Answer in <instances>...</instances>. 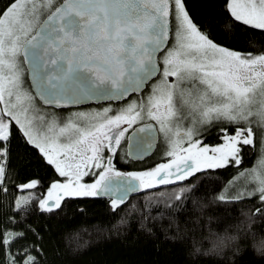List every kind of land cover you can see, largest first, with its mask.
<instances>
[{
	"label": "snow or ice",
	"instance_id": "snow-or-ice-1",
	"mask_svg": "<svg viewBox=\"0 0 264 264\" xmlns=\"http://www.w3.org/2000/svg\"><path fill=\"white\" fill-rule=\"evenodd\" d=\"M241 26L264 33V0H222L204 19L186 0H0V264H51L47 226L28 222L37 209L53 216L66 198L105 195L116 210L131 193L173 184L167 203L187 210L194 227L205 214L234 221L222 233L209 229L211 246L189 255L243 264L251 249L264 258V235L256 240L252 228L254 217L264 220V37L237 47ZM104 96L120 103L77 107ZM211 128L219 142L205 143ZM258 134L259 168L245 169L255 186L230 194L229 179L217 191L218 173L239 168ZM125 138L129 156L138 140L159 142L161 154L124 171L114 155ZM23 155L55 175L42 182L22 173L13 161ZM36 188L46 192L23 195ZM244 199L259 206L235 209Z\"/></svg>",
	"mask_w": 264,
	"mask_h": 264
},
{
	"label": "trees",
	"instance_id": "trees-1",
	"mask_svg": "<svg viewBox=\"0 0 264 264\" xmlns=\"http://www.w3.org/2000/svg\"><path fill=\"white\" fill-rule=\"evenodd\" d=\"M186 3L195 18L204 19L210 14L220 13L222 0H186ZM238 35L239 42L236 46L244 48L259 44L264 37V33L259 31L245 32L242 26ZM204 142H219L216 128L209 130ZM258 146L257 136L255 149L246 153L239 168L227 167L218 173L223 180L215 181L217 191L239 170L254 162ZM157 149L159 144L149 157L141 161L130 160L126 156L118 158L116 165L124 171L150 166L159 157ZM13 163L22 173L32 174L42 182L49 181L55 175L52 168L38 164L34 155L20 156ZM229 173L232 174L231 177ZM178 186L173 184L131 196L116 210L110 207L107 198H66L68 203L59 213L53 216L40 215L37 209L28 222L36 221L47 226L44 243L51 264H212L213 261L222 264V257L214 253L189 255V252L194 250L197 244L201 248H209L212 243L209 229L222 233L225 227L234 221H209L208 215L205 214L194 227L188 219L187 210L174 211L167 203L172 190ZM43 192H46V188H36L34 192L27 189L23 195H41ZM159 192L164 195H157ZM15 195L21 193L15 192L13 199ZM5 199L0 194V209L3 208L2 202ZM81 204L83 209L80 208ZM242 205L259 206L256 200L244 199L240 204L234 205V208L239 209ZM188 207H191V201ZM239 215L237 211L236 216ZM173 216L176 217L175 221L171 219ZM176 223L188 231L177 235ZM252 228L256 231V240H259L260 236L264 235V220L254 217ZM148 229L152 231L149 232ZM229 231H234V228H229ZM247 243L251 245L252 240L249 239ZM243 264H264V258L253 254L250 249L243 258Z\"/></svg>",
	"mask_w": 264,
	"mask_h": 264
},
{
	"label": "rangeland",
	"instance_id": "rangeland-1",
	"mask_svg": "<svg viewBox=\"0 0 264 264\" xmlns=\"http://www.w3.org/2000/svg\"><path fill=\"white\" fill-rule=\"evenodd\" d=\"M32 0H29V3H31ZM37 2H39V0H37ZM27 86V85H26ZM106 103H99V104H86V105H81V106H77L80 109H95V108H101L105 105ZM110 104V103H108ZM41 112L44 110V106L41 105ZM52 109L49 107L48 111L50 112ZM67 111H69V109L65 108L64 112L67 113ZM41 112L36 113L37 117L39 118V116L41 115ZM78 120H80L83 123H87V119L86 118H77ZM38 124L41 123V121H39L38 119ZM259 137V146H258V151L257 154L255 156L254 162L244 168L239 170L237 173H240V175H237V173L231 178V180L233 181L232 184V188H231V192H234L236 189L238 188H250V187H254V182L250 179L251 173L250 172H245V169H250L252 167H257L259 168V159L261 157V147H262V143H261V139H260V134H258ZM162 139V137H161ZM125 144H126V138L121 142V145L119 146V154H124V150H125ZM159 144V143H158ZM157 155L160 156L161 154V146L159 144V149H157Z\"/></svg>",
	"mask_w": 264,
	"mask_h": 264
},
{
	"label": "water",
	"instance_id": "water-1",
	"mask_svg": "<svg viewBox=\"0 0 264 264\" xmlns=\"http://www.w3.org/2000/svg\"><path fill=\"white\" fill-rule=\"evenodd\" d=\"M109 101H118V99L116 97H112L109 98L107 96L101 97L98 100L92 101V100H81L77 106H81V105H86V104H99V103H104V102H109ZM147 141L146 140H138V141H134L132 144V152L134 153V155L129 156L128 152H129V145H128V141H127V145H126V149H127V155L130 159L134 160V161H141L144 160L145 158L149 157L156 149L158 142H154L153 146L151 148H146ZM142 192L139 193H131L129 195V197L140 194ZM98 197L101 198H107L109 199L107 196L105 195H100ZM128 197V198H129Z\"/></svg>",
	"mask_w": 264,
	"mask_h": 264
},
{
	"label": "flooded vegetation",
	"instance_id": "flooded-vegetation-1",
	"mask_svg": "<svg viewBox=\"0 0 264 264\" xmlns=\"http://www.w3.org/2000/svg\"><path fill=\"white\" fill-rule=\"evenodd\" d=\"M134 95H138V94H134ZM104 103H110V104H113V105H117V104H119L120 103V101L118 100V101H109V102H104ZM226 123V122H225ZM159 143V142H158ZM126 145H127V139H126V144H125V150H124V154H119V149H118V152L114 155V163H116L117 164V162H116V160L119 158H121V157H124V156H126L128 159H130L129 157H128V155H127V149H126ZM158 146V145H157ZM130 160H132V159H130Z\"/></svg>",
	"mask_w": 264,
	"mask_h": 264
}]
</instances>
